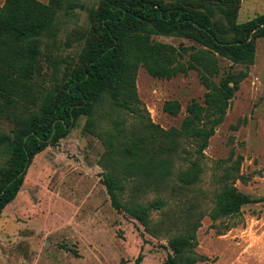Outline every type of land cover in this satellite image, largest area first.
Here are the masks:
<instances>
[{
    "label": "trees",
    "instance_id": "trees-1",
    "mask_svg": "<svg viewBox=\"0 0 264 264\" xmlns=\"http://www.w3.org/2000/svg\"><path fill=\"white\" fill-rule=\"evenodd\" d=\"M241 0H100L90 11L94 39H86L81 63L61 81L44 90L33 82L42 54L39 36L49 29L57 0H4L0 4V118L10 120L11 132L0 131V215L17 196L27 168L36 154L56 145L85 118L83 129L104 147L97 164L112 207L138 221L152 236L160 231L151 221L162 209L160 196L142 203L130 194L121 200L125 182L132 179L147 191L167 189L177 160L189 167L176 174L179 187L199 180V164L216 127L224 120L231 98L255 61L256 40L264 39V13L237 21ZM155 35L191 39L194 45L153 40ZM220 58L231 66L220 75ZM153 77L170 79L190 70L206 88L202 102L190 101L179 127L154 123L136 86L138 68ZM218 78V79H217ZM217 79V80H216ZM177 100H166L164 112L177 115ZM131 118L132 121H129ZM195 146V157L185 147ZM183 154V155H181ZM226 167V174L238 169ZM245 178L236 174L233 180ZM224 183L215 193L209 217L235 216L245 204L262 201ZM204 214V213H203ZM186 211L183 229L169 238L170 253L160 264H196L207 260L195 252L200 218ZM140 256L136 264H139Z\"/></svg>",
    "mask_w": 264,
    "mask_h": 264
},
{
    "label": "rangeland",
    "instance_id": "rangeland-1",
    "mask_svg": "<svg viewBox=\"0 0 264 264\" xmlns=\"http://www.w3.org/2000/svg\"><path fill=\"white\" fill-rule=\"evenodd\" d=\"M57 1L61 7L49 29L39 36L42 54L33 76L39 90L74 71L81 63L86 39L96 36L90 11L98 7L100 0ZM261 13L264 0H241L237 21ZM152 38L175 46L195 44L172 35ZM220 68L221 75L245 66L232 67L229 60L220 58ZM136 86L150 119L163 128L179 127L186 105L192 100L202 102L206 91L194 70L164 79L151 76L142 66L137 71ZM166 100L179 101L177 115L163 111ZM84 120L79 118L56 145L47 146L32 159L16 198L0 215V264H136L139 256V264H160L170 253L169 238L183 229L189 210L195 217L204 213L194 250L207 260L196 264H264V199L243 205L235 216L213 221L208 215L215 193L224 183H233L250 197L264 198L263 38L256 40L255 61L203 151L197 183L179 187L176 174L189 167L182 160L176 161L175 175L169 181L174 188L155 192L132 179L125 182L123 202L130 194L142 203L158 196L166 200L162 209L150 214L152 224L160 229L156 236L124 211L112 207L97 164L104 147L84 131ZM13 127L10 120L0 118L1 132H11ZM184 145L194 158L195 146L191 142ZM236 162L238 169L227 175L226 167ZM4 163L0 150V165ZM236 174L245 179L233 180Z\"/></svg>",
    "mask_w": 264,
    "mask_h": 264
}]
</instances>
